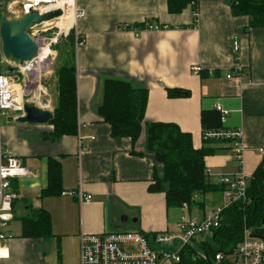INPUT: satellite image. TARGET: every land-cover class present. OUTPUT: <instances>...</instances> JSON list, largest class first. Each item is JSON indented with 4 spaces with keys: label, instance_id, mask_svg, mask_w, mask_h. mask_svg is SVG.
<instances>
[{
    "label": "crops",
    "instance_id": "crops-1",
    "mask_svg": "<svg viewBox=\"0 0 264 264\" xmlns=\"http://www.w3.org/2000/svg\"><path fill=\"white\" fill-rule=\"evenodd\" d=\"M232 1L197 0L195 26L189 7L170 14L168 0L77 2L84 17L74 30L84 43L74 46L76 134L52 143L44 139L51 126L20 125L7 121L12 115L0 117V147L33 173L13 183L17 198L13 220L2 230L7 256L0 264H79L81 235L111 232L129 221L144 234L178 232L183 207L167 210L164 194L147 190L154 168L159 174L161 169L151 154L137 155L143 152L144 131L133 150L129 138H112L110 126L97 115L105 80L146 90L144 121L177 125L190 134L194 150L204 145L201 113L215 112L213 105L219 102L229 112L222 127L242 132V167L251 177L264 159L259 152L264 151V28L250 29L247 17L233 16ZM144 23L165 29L138 36L126 30ZM234 39L240 49L233 57ZM192 67L203 74H194ZM167 90L189 95L171 99ZM212 147L215 152L204 159L205 173L210 184L219 186L220 178L236 175L237 167L225 143ZM48 159L60 163L61 192L81 191L92 199L79 203L61 192L42 197ZM208 201L210 207L219 205L220 192L196 196L185 212L191 217L194 206L203 213ZM39 210L50 215L54 237L22 238L21 219Z\"/></svg>",
    "mask_w": 264,
    "mask_h": 264
},
{
    "label": "trees",
    "instance_id": "trees-1",
    "mask_svg": "<svg viewBox=\"0 0 264 264\" xmlns=\"http://www.w3.org/2000/svg\"><path fill=\"white\" fill-rule=\"evenodd\" d=\"M188 7L194 15L192 26H195L197 0H168L170 14H180ZM230 8L233 16L248 18L250 29L264 28V0H233ZM73 37L74 32L70 31L67 38L71 44ZM57 76L58 106L48 124L52 131L44 136L45 140L52 143L63 136L75 135L77 129L75 67L61 69ZM166 93L171 99L189 95L181 90H167ZM146 101V90L136 89L128 82L108 79L102 86L97 115L110 126L112 138H129L133 150L144 131L143 152H138L137 155L151 154L161 169L159 174L156 167L154 168L148 192L164 194L167 210L190 207L196 196L221 192L220 185L215 186L208 182L204 159L215 152L213 144L227 143L223 140L203 141L204 145L194 150L190 134L181 132L177 125L144 121ZM201 128L203 133L219 131L224 127L218 113L202 112ZM132 153L134 154L133 151ZM46 175L48 187L42 191L41 196L59 195L61 166L57 160H47ZM247 199V204L238 202L225 208L220 215L219 227L207 239L201 237L185 247L179 264H213L217 253L228 255L234 252L242 240L244 230L258 238H264V159L250 177ZM21 223L22 238L46 240L54 237L50 215L45 210L33 211L31 216L21 219Z\"/></svg>",
    "mask_w": 264,
    "mask_h": 264
},
{
    "label": "built area",
    "instance_id": "built-area-1",
    "mask_svg": "<svg viewBox=\"0 0 264 264\" xmlns=\"http://www.w3.org/2000/svg\"><path fill=\"white\" fill-rule=\"evenodd\" d=\"M5 1L0 0L1 7L5 5ZM19 1L22 14L31 12H37L41 16L55 12L61 14L29 28L28 32L37 45V55L30 62L19 65L16 60H5L0 53L1 118L8 115L16 118L18 117L16 114L23 111L24 89L14 83L13 74L14 77L17 74L23 76L34 74L36 79L32 83L39 85L41 77H45L53 65L56 56L55 48L68 37L70 31L74 32L75 49H79L84 43V40L74 30L76 23L84 17L83 11L78 7L77 0ZM66 11L70 15L72 24L68 29L62 30L58 24L65 17ZM8 13L12 17L19 15L16 14V10L8 11ZM162 29L165 28L144 23L140 27H129L126 30L138 36L144 31ZM239 49V42L234 39L231 43L233 57L238 54ZM235 64L237 65L238 62ZM2 65L7 68H15L16 72L9 73L7 69L5 73L1 69ZM191 71L194 74L201 73L198 67H192ZM235 71L237 74L241 72L239 67H235ZM213 109L219 114L220 123L225 125L229 114L228 110L222 107L219 102L214 103ZM202 140H223L226 142L230 157L237 167L236 175L220 178L219 185L222 188L220 204L212 208H205L201 220L186 219L184 213L187 207H183V213L177 223V233L160 232L147 236V234L133 230L81 235L79 238V264H179L181 252L185 247L192 245L202 236L211 235L212 231L219 227L220 215L225 208L238 202L249 203L247 190L250 177L245 175L242 167L245 147L242 142L241 130L239 128H223L219 131H205L202 133ZM259 152L264 154L263 150ZM32 175L29 167L19 158L0 147V251L6 249L5 241L7 239L2 230L13 220V203L17 198L13 183ZM66 195L75 197L79 203L89 202L92 199L91 195L83 194L81 191L61 192V196ZM250 235L248 230H244L242 240L234 252L228 255L217 253L213 264H264V238H250ZM5 258V256H0V260Z\"/></svg>",
    "mask_w": 264,
    "mask_h": 264
},
{
    "label": "water",
    "instance_id": "water-1",
    "mask_svg": "<svg viewBox=\"0 0 264 264\" xmlns=\"http://www.w3.org/2000/svg\"><path fill=\"white\" fill-rule=\"evenodd\" d=\"M60 12L39 15L37 12L24 13L20 17H9L5 12H0V44L1 54L5 60L13 59L19 65L30 62L37 55V45L28 30L31 26L39 24L59 16ZM9 73L16 72V69H8ZM53 119V113L40 109L33 104L23 105L22 115L7 119L10 123L20 125L40 126L48 125ZM264 225V217L262 219ZM250 238H258L250 235Z\"/></svg>",
    "mask_w": 264,
    "mask_h": 264
},
{
    "label": "rangeland",
    "instance_id": "rangeland-1",
    "mask_svg": "<svg viewBox=\"0 0 264 264\" xmlns=\"http://www.w3.org/2000/svg\"><path fill=\"white\" fill-rule=\"evenodd\" d=\"M79 0H77L78 2ZM19 0H6L5 5L0 7V12H5L7 14L8 11L16 10V14L21 15V4ZM8 15V14H7ZM18 15V16H19ZM9 16V15H8ZM15 16L14 18H17ZM12 17V16H9ZM56 56L53 61V65L49 71V73L45 77H41L39 81V85L37 83H32L35 80V75L31 74L29 76H23L17 74L12 78L16 85H20L22 89H24V95L22 97L23 104L26 103L33 104L34 106L47 110L53 113V111L57 108V80H58V72L61 69H67L71 67H75V50H74V39L71 44L68 38L62 40L59 45L55 48ZM0 51H1V44H0ZM2 71L6 73L7 67L2 65ZM24 82V83H23ZM19 93V92H18ZM22 115V112H18L16 116ZM211 201L206 202V206L210 207ZM212 208V207H210ZM203 215L202 212L198 208L192 207V215L191 217L188 215L187 212L184 213L186 219H193V220H201ZM133 224L131 221L127 222V224H121L118 228L112 229L111 232H127L133 231ZM202 238L207 239V236H202Z\"/></svg>",
    "mask_w": 264,
    "mask_h": 264
},
{
    "label": "bare ground",
    "instance_id": "bare-ground-1",
    "mask_svg": "<svg viewBox=\"0 0 264 264\" xmlns=\"http://www.w3.org/2000/svg\"><path fill=\"white\" fill-rule=\"evenodd\" d=\"M71 24H72V21H71L70 15H68V13L66 11L65 17L62 20H60V23L58 24V26L62 30H66V29H68L70 27Z\"/></svg>",
    "mask_w": 264,
    "mask_h": 264
},
{
    "label": "clouds",
    "instance_id": "clouds-1",
    "mask_svg": "<svg viewBox=\"0 0 264 264\" xmlns=\"http://www.w3.org/2000/svg\"><path fill=\"white\" fill-rule=\"evenodd\" d=\"M0 256H7V250L5 249V250H2V251H0Z\"/></svg>",
    "mask_w": 264,
    "mask_h": 264
}]
</instances>
